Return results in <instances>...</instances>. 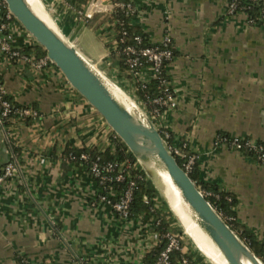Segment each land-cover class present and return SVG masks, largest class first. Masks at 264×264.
Returning <instances> with one entry per match:
<instances>
[{
  "label": "crops",
  "instance_id": "1",
  "mask_svg": "<svg viewBox=\"0 0 264 264\" xmlns=\"http://www.w3.org/2000/svg\"><path fill=\"white\" fill-rule=\"evenodd\" d=\"M41 2L70 28L68 36L60 29L83 54L97 65L104 60L134 92L111 56L114 4H132V21L149 43L171 39L166 74L176 105L158 123L173 145L198 156L201 181L236 196L235 221L264 241V165L219 141L223 135L264 142V23L231 14L230 0H101L90 20L75 11L91 9L95 0ZM6 60L0 55L6 96L38 116L16 114L0 126V174L9 161L16 166L0 185V264H143L155 244L154 216H120L100 199L89 167L67 155L68 148L103 151L115 133L58 68Z\"/></svg>",
  "mask_w": 264,
  "mask_h": 264
},
{
  "label": "water",
  "instance_id": "2",
  "mask_svg": "<svg viewBox=\"0 0 264 264\" xmlns=\"http://www.w3.org/2000/svg\"><path fill=\"white\" fill-rule=\"evenodd\" d=\"M5 2L20 26L29 33L37 45L45 49L50 62L60 70L68 83L104 118L115 135L125 143L179 223L181 216L157 185L154 169L147 165L152 155L160 159L179 188L182 200L189 206L188 209L185 208L186 211L208 232L229 264H245V258L252 264H264V261L253 252L222 213L208 200L206 194L190 177L189 172L178 163L146 110L112 78L106 76L93 60L83 54L62 32L57 23L55 24L60 34L40 18L27 0H5ZM103 76L136 104L140 112L146 116L148 124L138 121L112 95L101 78ZM198 250L209 259L200 248Z\"/></svg>",
  "mask_w": 264,
  "mask_h": 264
},
{
  "label": "built area",
  "instance_id": "3",
  "mask_svg": "<svg viewBox=\"0 0 264 264\" xmlns=\"http://www.w3.org/2000/svg\"><path fill=\"white\" fill-rule=\"evenodd\" d=\"M261 2L262 18L264 20V0H261ZM97 5H101V0H95L93 6H91V9L89 10L76 9L75 14L79 18L90 20L93 18L95 10H97L95 9ZM117 7L131 10L133 9L132 4L130 3H124L122 5L115 3L112 11H114ZM237 8L238 0H230L229 12L231 14L237 13ZM13 19L15 20L7 7L5 0H0V55H6L9 60H17L34 69H41L52 64L47 55L36 58L35 56L22 52L19 47L14 45V26L19 23L16 20L12 21ZM125 34L126 32L123 31L120 38H116V50L125 43ZM28 37H30L29 43L27 44L28 46L37 45L30 35ZM141 42L142 38L140 36H136L133 44H124L121 50L125 55V64L130 67L135 81L140 82L143 88L147 87L151 78H157L159 80V95L151 98L146 103H142L143 108L149 112L151 118L153 120L156 119L157 122H155L158 123V120L163 112L167 108H172L176 105L169 80L161 76L162 67L166 62H170L173 59L174 50L172 48L171 39L168 36H166L159 44L137 47L136 44H140ZM144 62L150 64V66L145 67ZM13 112L24 119L29 117L36 118L38 116V112L31 107L16 109L13 103L6 96L3 83L0 81V126L2 128L5 126L6 120L12 119L11 114ZM219 141L221 143L229 144L242 153H244L245 150L253 151L254 159L258 163L264 165V142L256 141L251 138L228 137L223 135L219 137ZM172 147L173 146L169 148L173 154L175 153L183 159L185 170L187 172L191 171L198 162V156L195 154H185V152L177 146L176 148ZM82 158L88 159V155L83 154ZM132 166L136 167V165H133L128 161H111L102 164L100 163L99 158H97V160L92 161L90 170L92 175L99 179L98 182L101 186V184H107L108 182L125 180L127 171ZM15 171V163L13 161H9L5 165L3 172L0 174V185L8 178L12 177ZM135 188V181L130 180L127 188L116 199H113L114 195L111 192L101 193L100 199L110 204L123 218H129V209L134 197ZM154 240V246L164 243V247L152 264H171V256L174 251H180L182 253L181 264L191 263L187 256L189 249L186 247L182 237L178 233H175L173 230L160 233L156 230L154 232Z\"/></svg>",
  "mask_w": 264,
  "mask_h": 264
},
{
  "label": "trees",
  "instance_id": "4",
  "mask_svg": "<svg viewBox=\"0 0 264 264\" xmlns=\"http://www.w3.org/2000/svg\"><path fill=\"white\" fill-rule=\"evenodd\" d=\"M127 4V3H125ZM237 12H246L250 16V20L253 22L264 23L262 18V2L261 0H238V8ZM135 15L134 9L127 8H115L113 13L110 15L111 21L116 30V38L119 39L122 32L125 31V43L124 44H133L135 42V37L140 36L142 38V42L140 44H136L137 47H143L148 45H154L149 43L146 34H144L136 25L133 23L132 19ZM12 21H15L14 19ZM1 22V21H0ZM113 50L111 56L116 58V63L118 65L117 71L119 74L127 75L130 81L133 82L135 87L136 97L141 102H148L151 98L159 95V80L157 78H151L147 87L143 88L140 82H136L134 79L133 72L130 67L125 64V55L123 54L121 48ZM20 50L28 55L35 56L36 58H40L46 55V51L42 46L39 45H30L23 46ZM111 57V58H112ZM168 62H166L161 71V76L168 80V76L166 74V66ZM144 66L148 67L150 64L144 62ZM0 81H2V77L0 76ZM14 107L22 108V106L14 104ZM16 113L13 112L11 116H15ZM5 123H8L6 120ZM113 145L106 148L103 151L98 149H87V148H68L67 155L74 161L83 162L91 168L92 161L97 160L99 158L100 163L105 164L111 161L124 162L128 161L133 165H136L137 160L134 155L129 151L128 147L125 143L115 135L112 140ZM168 142H172L168 138ZM181 150L185 152V154H190L185 148L181 147ZM247 155L253 156L254 152L245 150L244 152ZM88 155V159H83L82 155ZM178 163L184 168V161L178 155L174 153ZM91 172V170H90ZM92 174V173H91ZM190 177L194 180L197 186L202 187L210 194H207L208 200L223 214V216H228L232 218V220H228L227 222L231 225V227L244 239L253 252L264 261V241H259L246 227L239 225L235 221L236 211L235 207L237 205V198L234 194L230 192H224L216 189L212 184L205 183L200 180V175L198 171L197 164L193 167L191 171H189ZM93 176V175H92ZM97 181L98 178L94 177ZM130 180H134L136 183V188L134 191V197L130 205L129 209V218L135 216L136 214L146 213L148 215L154 216V226L157 231L160 233H164L168 230H173L174 227L168 223L165 219V212L167 210L166 206H160L158 204V200H161V196L158 190L155 188L151 180L148 178L147 174L144 170L136 165V167L132 166L128 169L125 180L122 181H113L108 182L107 184H101L102 194L103 193H112L114 195L113 199H116L120 194L127 188ZM163 200V198H162ZM175 232V231H174ZM180 234H182V230H179ZM178 232V233H179ZM177 233V232H176ZM164 243L158 244L154 246L152 250H150L144 259L143 264H152L159 252L163 249ZM189 249V248H188ZM196 255L197 258L201 259L203 256L200 253L194 252L192 250H188L187 256L191 261L190 264H197V259L193 258ZM172 262L171 264H181L182 253L180 251H174L171 256Z\"/></svg>",
  "mask_w": 264,
  "mask_h": 264
},
{
  "label": "bare ground",
  "instance_id": "5",
  "mask_svg": "<svg viewBox=\"0 0 264 264\" xmlns=\"http://www.w3.org/2000/svg\"><path fill=\"white\" fill-rule=\"evenodd\" d=\"M30 7L34 12L42 18L52 29L58 34L59 30L57 25L52 20L44 5L40 0H27ZM95 68V67H94ZM102 76V75H101ZM107 88L110 90L112 95L140 122L148 124L147 118L143 115L136 104L127 97L119 88L115 87L109 79L101 77ZM143 162V161H142ZM147 165L154 169L157 181V185L162 192L167 196L169 201L172 202V206L179 213L180 223L184 229L186 235H188L194 242L195 246L203 251L209 259L215 264H229L220 248L214 243L208 232L192 217L185 208L188 209L186 204L181 197L179 188L173 182L168 172L166 171L163 163L158 159L156 155H152L151 160L147 162ZM245 264H252L248 259H244Z\"/></svg>",
  "mask_w": 264,
  "mask_h": 264
},
{
  "label": "rangeland",
  "instance_id": "6",
  "mask_svg": "<svg viewBox=\"0 0 264 264\" xmlns=\"http://www.w3.org/2000/svg\"><path fill=\"white\" fill-rule=\"evenodd\" d=\"M63 13V12H62ZM61 13V14H62ZM62 16H68V15H63L62 14ZM70 16V15H69ZM68 16V17H69ZM54 21H55V23H57L58 22V24L60 25V28L61 29H63V31L66 33V35L68 36L69 34H70V28H68V26L66 25V26H64V22H63V20L59 17V19L57 20H55V19H53ZM57 21V22H56ZM77 22V20L75 19V20H73V19H71V21L69 22L70 24H71V26H73V27H75L76 26V23ZM69 23H68V25H69ZM57 24V25H58ZM77 29V28H76ZM14 38L16 39V40H18L19 42H21V41H23L24 39H26L27 41H29L30 40V37H28L29 36V33L24 29V28H22L19 24H17V25H15L14 26ZM88 40L90 41V43H92V41L94 42L95 41V39L93 38V35H91V38H88ZM5 62H8V64H11V61L9 60V61H5ZM50 66H52L53 68H55V69H57V67L56 66H54L53 64H50L49 66H47V68L48 67H50ZM98 67L103 71V73L106 75V76H108V77H110V78H112L116 83H117V85H119L120 87H122L131 97H133L138 103H139V105L140 106H142L143 107V104L142 103H144V102H141L137 97H136V94H135V92H134V90L131 88V87H128L126 84H124L123 83V81L122 80H120V78L119 77H117V76H115V74H114V72L112 71V70H110L109 68H108V66L105 64V61L103 60V61H100V64H98ZM33 70H36V69H34V68H32ZM41 70H43V69H41ZM133 83V82H132ZM84 98V97H83ZM28 106H30L31 107V105H28ZM147 112V111H146ZM148 113V115L149 116H151L150 114H149V112H147ZM17 117V116H16ZM21 118V120H24L22 117H20ZM104 119V118H103ZM154 121V123L156 124V126L159 128V130H160V132H161V134H162V136L164 137V139L166 140V142H167V144H168V146L169 147H171V146H173L172 148H176V146L175 145H173L172 144V142L170 143V142H168V138H170V136H169V134H168V132H166L164 129H162V127H160V125H159V123H156L157 121H156V119H154L153 120ZM156 121V122H155ZM179 148H181V147H179ZM136 165L138 166V167H140V168H142L140 165H139V163L137 162L136 163ZM149 178V177H148ZM200 187V186H199ZM201 189H202V191L207 195V194H209L210 192H207L206 190H204L202 187H200ZM161 196V195H160ZM158 201V204L160 205V206H166V202L164 201V199L162 200V196H161V200L160 199H157ZM168 207V206H167ZM167 214V216H169L170 217V219H171V222L173 223L172 224V226L174 227V231H175V233L177 232H179V230H182V234H180V232L178 233L181 237H182V240H183V242H184V244L186 245V247L187 248H189L190 250H192V251H194V252H197V253H200V251L198 250V248L195 246V244H194V242L191 240V238L188 236V235H186L185 234V232H184V229H183V227L180 225V223H179V221L176 219V217L173 215V213L171 212V210L169 209V207L167 208V210H166V212H165V215ZM223 215V214H222ZM227 221L228 220H232V218H230V217H228V216H223ZM201 254V253H200ZM202 255V254H201ZM203 256V255H202ZM204 257V256H203ZM205 258V257H204ZM206 260H207V262H209V264H213L209 259H207V258H205Z\"/></svg>",
  "mask_w": 264,
  "mask_h": 264
}]
</instances>
